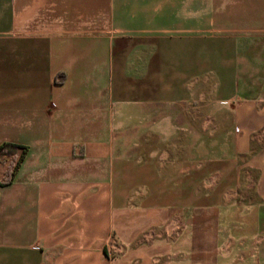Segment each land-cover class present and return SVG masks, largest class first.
<instances>
[{"label":"crops","instance_id":"obj_1","mask_svg":"<svg viewBox=\"0 0 264 264\" xmlns=\"http://www.w3.org/2000/svg\"><path fill=\"white\" fill-rule=\"evenodd\" d=\"M0 264H264V0H0Z\"/></svg>","mask_w":264,"mask_h":264},{"label":"trees","instance_id":"obj_2","mask_svg":"<svg viewBox=\"0 0 264 264\" xmlns=\"http://www.w3.org/2000/svg\"><path fill=\"white\" fill-rule=\"evenodd\" d=\"M26 151H27L26 147L16 144L2 143L0 145V156H7L14 158V164L7 169L6 179L1 184H6L12 179L18 168V165L23 160Z\"/></svg>","mask_w":264,"mask_h":264}]
</instances>
